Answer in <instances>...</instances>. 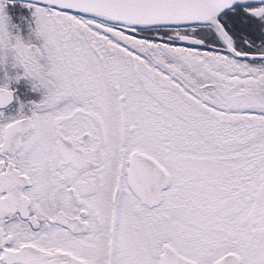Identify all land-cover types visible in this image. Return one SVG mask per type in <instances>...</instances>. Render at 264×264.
Segmentation results:
<instances>
[{"label":"snow or ice","instance_id":"6c2138e0","mask_svg":"<svg viewBox=\"0 0 264 264\" xmlns=\"http://www.w3.org/2000/svg\"><path fill=\"white\" fill-rule=\"evenodd\" d=\"M0 264H264V0H0Z\"/></svg>","mask_w":264,"mask_h":264},{"label":"flooded vegetation","instance_id":"af4514ba","mask_svg":"<svg viewBox=\"0 0 264 264\" xmlns=\"http://www.w3.org/2000/svg\"><path fill=\"white\" fill-rule=\"evenodd\" d=\"M12 11L15 14L17 11H23V10L19 9V7L17 6V8L12 9Z\"/></svg>","mask_w":264,"mask_h":264}]
</instances>
